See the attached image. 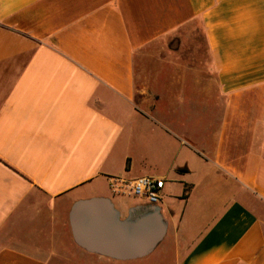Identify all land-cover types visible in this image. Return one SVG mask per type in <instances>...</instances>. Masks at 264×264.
<instances>
[{"label": "crops", "instance_id": "1", "mask_svg": "<svg viewBox=\"0 0 264 264\" xmlns=\"http://www.w3.org/2000/svg\"><path fill=\"white\" fill-rule=\"evenodd\" d=\"M188 89L223 97L217 128ZM0 264H264V0H0Z\"/></svg>", "mask_w": 264, "mask_h": 264}, {"label": "water", "instance_id": "2", "mask_svg": "<svg viewBox=\"0 0 264 264\" xmlns=\"http://www.w3.org/2000/svg\"><path fill=\"white\" fill-rule=\"evenodd\" d=\"M106 203V200L103 199H89V200H82L78 201L74 204L71 210V218L72 223L80 235L81 242L84 243V224L82 221V213L94 207L97 204ZM149 214H147L146 218L149 221H142L141 222V229H142V237L141 242H138V254L143 256L153 247H155L163 237L165 231V224L160 214V209L158 206H151L149 209ZM148 231L153 232V238H148ZM141 243V244H140Z\"/></svg>", "mask_w": 264, "mask_h": 264}, {"label": "built area", "instance_id": "3", "mask_svg": "<svg viewBox=\"0 0 264 264\" xmlns=\"http://www.w3.org/2000/svg\"><path fill=\"white\" fill-rule=\"evenodd\" d=\"M165 183V179L154 176L136 178L125 176L109 177V186L114 195L143 198L152 205L160 203Z\"/></svg>", "mask_w": 264, "mask_h": 264}, {"label": "rangeland", "instance_id": "4", "mask_svg": "<svg viewBox=\"0 0 264 264\" xmlns=\"http://www.w3.org/2000/svg\"><path fill=\"white\" fill-rule=\"evenodd\" d=\"M150 55L145 57V64L144 67H155L161 60L159 59L160 56H166V50L164 47V44L161 46V48L152 49L149 51ZM158 62V63H157ZM162 65H160L161 67ZM188 88H190L188 86ZM190 95L197 96V93L195 90L188 89ZM198 99L202 100L203 102L194 106V110L192 112H195V117L193 120V126L200 127V124L202 123L204 118V115L206 116L207 123L211 122L213 124V128L218 127V117L220 116L222 112L223 107V97H219V95L215 94L213 96H210L208 99L204 97L197 96ZM205 99V100H203ZM197 108V109H196ZM204 114V115H203ZM208 117L209 120H208Z\"/></svg>", "mask_w": 264, "mask_h": 264}]
</instances>
